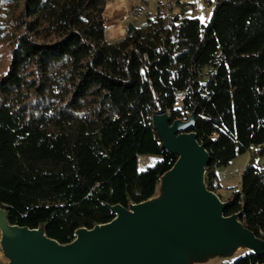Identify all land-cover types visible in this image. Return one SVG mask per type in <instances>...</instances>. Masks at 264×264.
Listing matches in <instances>:
<instances>
[{
  "label": "trees",
  "instance_id": "16d2710c",
  "mask_svg": "<svg viewBox=\"0 0 264 264\" xmlns=\"http://www.w3.org/2000/svg\"><path fill=\"white\" fill-rule=\"evenodd\" d=\"M106 2L0 0V209L62 245L110 223L109 207L157 196L177 158L161 149L154 114L194 113L212 193L216 170L252 148L264 156V0H213L206 23L157 11L113 43ZM144 156L160 161L140 171ZM251 161L225 216L264 241L263 171ZM231 264L264 258L245 252Z\"/></svg>",
  "mask_w": 264,
  "mask_h": 264
},
{
  "label": "water",
  "instance_id": "95a60500",
  "mask_svg": "<svg viewBox=\"0 0 264 264\" xmlns=\"http://www.w3.org/2000/svg\"><path fill=\"white\" fill-rule=\"evenodd\" d=\"M134 29L129 25L127 34ZM192 113L186 121L154 114L161 149L177 158L159 182L156 197L123 208L109 207L113 220L81 228L66 245L43 229L10 225L0 209V246L9 264H187L228 251L264 258V241L245 229L239 215L225 216L227 203L206 188L210 157L196 134Z\"/></svg>",
  "mask_w": 264,
  "mask_h": 264
},
{
  "label": "rangeland",
  "instance_id": "374dc122",
  "mask_svg": "<svg viewBox=\"0 0 264 264\" xmlns=\"http://www.w3.org/2000/svg\"><path fill=\"white\" fill-rule=\"evenodd\" d=\"M188 4H180V8L171 7V15L178 13L185 17L194 18L198 17L201 21H205L210 13V8L198 9L195 6L194 1L196 0H183ZM169 2H174L170 0ZM197 3V2H196ZM184 6V7H183ZM157 11H163L161 4L158 0H107L104 11V17L106 20L105 24V39L106 41L113 43L116 40L127 35L129 25L141 26L142 22L146 20V15H154ZM126 13L129 14V20H122ZM145 17V19H144ZM203 18V19H201ZM5 29H0V71L4 69L7 59V47L4 44L5 40ZM254 148L251 151L246 152L230 162L226 167L219 168L218 172L229 174V179H222L223 185H221V192H226V188L229 189L230 194L233 191H237L240 186L241 176L243 170L248 162L262 168L263 180H264V156H254ZM159 157L155 156H144L138 158V170L144 171L147 167L153 166L159 162ZM228 186V187H226ZM1 237V234H0ZM244 254L243 250L240 251H228L221 255H213L211 257L203 259H189L187 264H231L234 260ZM0 264H9V261L4 257L1 246H0Z\"/></svg>",
  "mask_w": 264,
  "mask_h": 264
},
{
  "label": "built area",
  "instance_id": "2783aa9c",
  "mask_svg": "<svg viewBox=\"0 0 264 264\" xmlns=\"http://www.w3.org/2000/svg\"><path fill=\"white\" fill-rule=\"evenodd\" d=\"M159 3L161 4L162 6V9H163V12L168 15L170 14V10H172V6L173 7H177V8H180V4H188L187 2L183 1V0H174V2H169L170 0H158ZM213 0H196V2L194 1L195 3V6L198 8V9H201V8H208L210 6V3L212 2ZM129 14L130 13H126V15H124V17L122 18V20H129ZM180 14V13H178ZM183 100V93H178L176 94V100L173 104V106L175 108H179L180 105H181V102ZM169 115V113H167ZM211 186L214 187V188H218L219 187V184H218V180L217 178H214L212 179L211 181ZM218 190V189H217Z\"/></svg>",
  "mask_w": 264,
  "mask_h": 264
},
{
  "label": "crops",
  "instance_id": "0c3cea01",
  "mask_svg": "<svg viewBox=\"0 0 264 264\" xmlns=\"http://www.w3.org/2000/svg\"><path fill=\"white\" fill-rule=\"evenodd\" d=\"M210 14V13H209ZM194 18H198V17H194ZM208 18H209V15L207 16V18H206V20L205 21H201L200 20V18H198L202 23H206L207 21H208ZM144 19H145V17H144ZM145 23V21L144 22H142V24H144ZM133 27L134 28H138L139 26L138 25H133ZM116 41H118V40H116ZM115 42V41H114ZM227 168V167H226ZM225 173H220V172H218V171H216V176H217V180H218V184H219V188H218V190H217V192H216V195L220 198V200L222 201V202H224V201H226V199L229 197V195H230V191H229V189L228 188H226V192H224V193H222L220 190H221V185H223V183H222V179H224L225 181H226V179H229V174L226 172V171H224ZM226 187H228V186H226Z\"/></svg>",
  "mask_w": 264,
  "mask_h": 264
},
{
  "label": "snow or ice",
  "instance_id": "6c2138e0",
  "mask_svg": "<svg viewBox=\"0 0 264 264\" xmlns=\"http://www.w3.org/2000/svg\"><path fill=\"white\" fill-rule=\"evenodd\" d=\"M201 19H203V18H201Z\"/></svg>",
  "mask_w": 264,
  "mask_h": 264
}]
</instances>
